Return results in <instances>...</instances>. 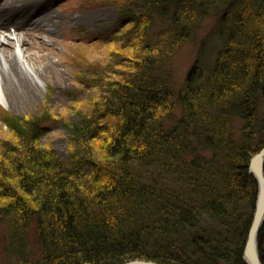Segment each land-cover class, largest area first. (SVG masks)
Here are the masks:
<instances>
[{
    "label": "trees",
    "instance_id": "trees-1",
    "mask_svg": "<svg viewBox=\"0 0 264 264\" xmlns=\"http://www.w3.org/2000/svg\"><path fill=\"white\" fill-rule=\"evenodd\" d=\"M131 1L143 20L134 54L95 77L98 91L66 120L67 160L41 142L39 119L2 143L10 251L18 264H248L258 190L249 162L264 142V0ZM222 7L218 59L200 54L175 89L165 55ZM124 16L112 35L134 20ZM259 243L264 263V225Z\"/></svg>",
    "mask_w": 264,
    "mask_h": 264
},
{
    "label": "rangeland",
    "instance_id": "rangeland-1",
    "mask_svg": "<svg viewBox=\"0 0 264 264\" xmlns=\"http://www.w3.org/2000/svg\"><path fill=\"white\" fill-rule=\"evenodd\" d=\"M49 1L48 9L58 15L54 19L55 31L46 33L40 28L33 29L29 26L24 30H17L25 36V46L28 48L27 57L23 60L38 71L35 77L40 81L41 87L31 89L10 84L3 88V100L0 98V148L3 141H14L16 132L23 129L27 122L39 119L48 127L41 136V142L51 144L63 160H67L70 147L66 120L75 117L73 112L76 109L86 106L87 99L96 90L95 77L97 81L105 80L108 75L113 74L111 69H125L118 63L134 54L135 49L130 46L131 37L133 31L143 24V20L139 21L142 9L131 0ZM4 2L5 0H0V15L6 8ZM225 9L222 7L220 11L206 17L190 38L165 55L167 58L161 63V69L169 75L175 89L183 85L189 69L201 57L200 54L209 60V64L218 59L223 43L220 28L223 26L221 19ZM126 13H133L134 20L124 23L112 35V29L119 26ZM145 14L146 12L144 17ZM39 17V13L33 16L35 21ZM157 22L153 21L151 24L150 33L155 30L157 32L160 28ZM10 27V31L14 32L15 28ZM156 32L151 37H156ZM260 113L263 115L264 109ZM241 123L242 120L236 119L234 130L237 138L241 133ZM263 145L264 142L262 147ZM250 172L252 173L251 170ZM254 213L255 206L252 218ZM5 226L0 224V250L4 245L10 253L7 255L5 252L4 255L0 251V258L7 264H18L19 255L10 251V235ZM40 256L38 253L35 258L39 259ZM243 256L247 261L244 254Z\"/></svg>",
    "mask_w": 264,
    "mask_h": 264
},
{
    "label": "bare ground",
    "instance_id": "bare-ground-1",
    "mask_svg": "<svg viewBox=\"0 0 264 264\" xmlns=\"http://www.w3.org/2000/svg\"><path fill=\"white\" fill-rule=\"evenodd\" d=\"M4 4L6 8L0 15V98L2 100L1 91L7 85L31 89L41 87L40 81L35 77L38 71L23 60L27 57L28 48L25 46V36L17 30H24L29 26L51 33L55 31L54 19L58 17L48 9L49 0H5ZM38 13L40 17L35 21L33 16ZM9 24L15 28L14 32L10 31ZM8 45L13 47L10 48ZM258 244H260L259 240Z\"/></svg>",
    "mask_w": 264,
    "mask_h": 264
},
{
    "label": "water",
    "instance_id": "water-1",
    "mask_svg": "<svg viewBox=\"0 0 264 264\" xmlns=\"http://www.w3.org/2000/svg\"><path fill=\"white\" fill-rule=\"evenodd\" d=\"M249 168L255 174L258 191L255 201V213L252 218L248 237L245 242L243 254L248 264H263L259 252L258 235L264 222V145L259 152L253 155ZM121 264H167L152 260L134 259Z\"/></svg>",
    "mask_w": 264,
    "mask_h": 264
}]
</instances>
